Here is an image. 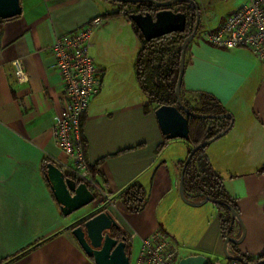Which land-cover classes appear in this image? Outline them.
<instances>
[{
    "label": "crops",
    "instance_id": "crops-1",
    "mask_svg": "<svg viewBox=\"0 0 264 264\" xmlns=\"http://www.w3.org/2000/svg\"><path fill=\"white\" fill-rule=\"evenodd\" d=\"M201 9V31L186 48L183 104L198 105L199 93L214 96L234 123L206 149L214 170L236 201V252L264 253V60L248 48L227 49L203 39L247 0H194ZM22 12L0 23V264H96L73 229L101 211L127 238L130 264H138L143 238L167 235L176 260L203 255L226 264L219 209L211 201L179 192L182 162L191 145L162 133L156 105L136 75L141 42L130 20L105 17L119 6L111 0H20ZM100 17L92 54L102 72L100 92L84 117L85 154L111 201L94 202L66 216L46 178L45 160L60 166L67 158L52 132L64 105L63 82L51 46L59 34ZM20 59L28 80L18 83L12 62ZM133 182L146 190L144 207L133 212L121 193ZM236 250V251H235Z\"/></svg>",
    "mask_w": 264,
    "mask_h": 264
},
{
    "label": "built area",
    "instance_id": "built-area-1",
    "mask_svg": "<svg viewBox=\"0 0 264 264\" xmlns=\"http://www.w3.org/2000/svg\"><path fill=\"white\" fill-rule=\"evenodd\" d=\"M173 9L176 10L174 6ZM101 21L100 17H96L75 31L59 34L51 46L64 93V105L55 116L52 132L67 158L58 167L66 176L86 183L103 202H109L110 195L97 182L93 164L86 158L83 138L85 114L102 86V72L91 51L93 32ZM201 35L218 47L248 48L264 60V0H247L231 12L218 28L205 29ZM12 64L18 83L26 82L28 75L21 60L16 59ZM142 244L138 264H178L177 250L171 247L166 234L157 232L143 238ZM226 264L246 263L230 260Z\"/></svg>",
    "mask_w": 264,
    "mask_h": 264
},
{
    "label": "water",
    "instance_id": "water-1",
    "mask_svg": "<svg viewBox=\"0 0 264 264\" xmlns=\"http://www.w3.org/2000/svg\"><path fill=\"white\" fill-rule=\"evenodd\" d=\"M119 2L142 3L146 2L149 10L145 13L133 12L130 14L131 20L137 25L146 40H151L172 32H184L187 25V15L185 12L173 9V5L181 1L187 2L196 8V24L193 31L182 43L180 68L175 88L177 103L175 105H162L155 110L162 133L167 139L183 138L189 139L188 118L186 115L197 118L224 119L231 117L230 126L214 136L194 146L187 155L180 174L179 192L181 198L193 204L185 195L184 177L188 164L199 149L207 147L212 142L221 138L233 126L234 118L230 113L219 115H200L189 110L182 102L180 92L185 69L186 48L198 31L201 13L194 0H116ZM22 7L20 0H0V20L12 18L20 15ZM186 114V115H185ZM46 178L54 194L56 201L60 205L61 212L68 216L80 208L94 202L96 196L86 183L77 182L76 179L66 176L65 173L54 163H48ZM211 201L215 204H225L217 199L206 197L200 203ZM232 211V216L236 218L237 212L228 205ZM119 229V225L107 210L101 211L79 224L73 229V234L85 251L92 257L96 264H130V257L127 253V238L125 236L117 238L113 235V230ZM237 243L234 237H227L224 241V251L230 260L247 262L241 255H232L228 249L229 244ZM264 260L256 263L263 264ZM178 264H210V261L203 255H191L181 258Z\"/></svg>",
    "mask_w": 264,
    "mask_h": 264
},
{
    "label": "trees",
    "instance_id": "trees-1",
    "mask_svg": "<svg viewBox=\"0 0 264 264\" xmlns=\"http://www.w3.org/2000/svg\"><path fill=\"white\" fill-rule=\"evenodd\" d=\"M111 1L118 3L121 8L116 12L107 14L105 17L115 18L121 15L126 16L132 23L134 32L141 42V48L136 60V75L142 90L147 96L145 103L146 109L148 110L153 104L156 105L155 110L162 105H175L177 103L175 88L180 68L182 43L195 27L196 8L187 2H179V5L184 7L182 11L187 15L185 31L172 32L151 40H146L137 25L130 18V14L133 12H147L149 7L146 2L129 3L116 0ZM130 5L135 6L136 9L131 11L128 9ZM198 8L201 13L199 6ZM1 21L2 20H0V23ZM200 27L201 22L198 30ZM180 44L181 46L177 50H174V47ZM182 90L183 82L181 85V92ZM185 106L192 112L200 115L229 113L221 105L219 100L207 93H199L197 106L191 107L188 103L185 104ZM186 116L189 126V139L186 140L191 145L190 150L199 143L209 140L220 132L225 131L231 123V117L216 119L209 117L197 118L190 115ZM206 148L207 147L199 149L187 166L184 177L185 195L188 199L195 198L203 200L206 197H211L224 202L225 204H216L219 209L221 232L224 238L233 237L236 218L232 216V211L226 204L231 205L237 212V215H239V210L236 201L227 192L223 178L214 170L209 158L205 155ZM184 161L182 162V166ZM50 162L52 161L45 160L43 165L45 170ZM259 172L264 173V166L259 169ZM77 182L80 183L78 180ZM120 198L129 210L138 212L144 207L146 190L140 183L133 182L121 193ZM231 246L234 248L236 243L232 242ZM236 253V255H241L247 262L252 264L264 260V253L256 257L249 254Z\"/></svg>",
    "mask_w": 264,
    "mask_h": 264
},
{
    "label": "rangeland",
    "instance_id": "rangeland-1",
    "mask_svg": "<svg viewBox=\"0 0 264 264\" xmlns=\"http://www.w3.org/2000/svg\"><path fill=\"white\" fill-rule=\"evenodd\" d=\"M115 4H117V5L119 6V9L121 8V6H120L118 3H115ZM175 8H176V10H182V9H184V7H183V6H180L179 4L176 5ZM119 9H118V10H119ZM126 9H127V8H126ZM128 9H130L131 11H134V10L136 9V7L130 5ZM201 29H202V27H200V29L198 30V34L200 33ZM180 46H181V44L175 46V47H174V50H177ZM208 146H209V145H208ZM208 146H207V147H208Z\"/></svg>",
    "mask_w": 264,
    "mask_h": 264
},
{
    "label": "flooded vegetation",
    "instance_id": "flooded-vegetation-1",
    "mask_svg": "<svg viewBox=\"0 0 264 264\" xmlns=\"http://www.w3.org/2000/svg\"><path fill=\"white\" fill-rule=\"evenodd\" d=\"M178 4H179V3H176V4H174L173 6L176 7V5H178ZM181 11H182V10H181Z\"/></svg>",
    "mask_w": 264,
    "mask_h": 264
}]
</instances>
